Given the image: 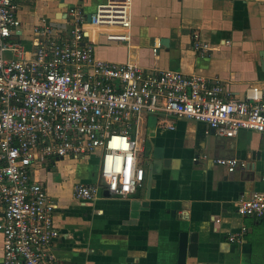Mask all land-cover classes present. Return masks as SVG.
<instances>
[{"label": "crops", "instance_id": "1", "mask_svg": "<svg viewBox=\"0 0 264 264\" xmlns=\"http://www.w3.org/2000/svg\"><path fill=\"white\" fill-rule=\"evenodd\" d=\"M23 1L17 13L25 32L38 17L63 24L62 4L73 3ZM97 2L82 0V11L90 14ZM129 18L126 42L88 32L96 59L198 75L220 83L230 98H242L250 86L264 92V0H130ZM192 35L209 46L206 54L192 49ZM159 120L142 114L131 127L143 180L125 197L105 190L98 151L31 167V179L56 205L55 264H177L180 232L196 239L195 255H186L185 264H264V219L242 217L234 208L237 200L264 192L263 134L240 130L225 139L202 123L167 117L170 130ZM216 159L238 165L228 173ZM78 184L96 187L91 200L73 197ZM229 235L239 237L228 242ZM1 239L0 233V264Z\"/></svg>", "mask_w": 264, "mask_h": 264}, {"label": "built area", "instance_id": "2", "mask_svg": "<svg viewBox=\"0 0 264 264\" xmlns=\"http://www.w3.org/2000/svg\"><path fill=\"white\" fill-rule=\"evenodd\" d=\"M16 1L0 0L1 264H55L56 205L31 179L33 165L98 151V177L105 190L125 197L143 180L139 145L129 133L142 114L159 116L170 130L167 117L202 123L225 139L240 130L264 136V92L257 86L246 88L242 98H230L220 83L198 75L143 71L128 62L95 58L88 32L108 42H126L130 0H98L88 21L82 0H73L63 12V24L38 17L27 32ZM192 49L200 56L210 50L197 35H192ZM214 163L228 173L238 165L234 159ZM260 178L264 181V170ZM95 191L78 184L72 195L88 201ZM234 208L242 217L264 219V192L237 200ZM244 232L242 227L239 233Z\"/></svg>", "mask_w": 264, "mask_h": 264}, {"label": "water", "instance_id": "3", "mask_svg": "<svg viewBox=\"0 0 264 264\" xmlns=\"http://www.w3.org/2000/svg\"><path fill=\"white\" fill-rule=\"evenodd\" d=\"M89 20V14L86 15V21ZM161 45H166V40H160ZM212 133V131H210ZM196 239L195 234H190L187 237V233L180 232L177 239V255L176 261L177 264H185V257H194V252L196 249Z\"/></svg>", "mask_w": 264, "mask_h": 264}, {"label": "rangeland", "instance_id": "4", "mask_svg": "<svg viewBox=\"0 0 264 264\" xmlns=\"http://www.w3.org/2000/svg\"><path fill=\"white\" fill-rule=\"evenodd\" d=\"M30 1H34V0H30ZM24 1L23 0H20V2L19 1H17V9H19V7L21 8L23 5H22V3H23ZM32 4V2L30 3V5ZM62 4V3H61ZM43 6H45L44 4H42ZM62 9H63V11H65L66 10V8H68V7H70L71 6V4H66V2L64 3V4H62Z\"/></svg>", "mask_w": 264, "mask_h": 264}]
</instances>
